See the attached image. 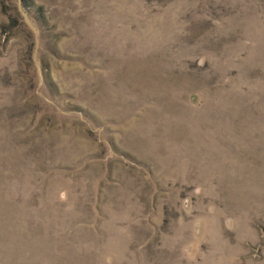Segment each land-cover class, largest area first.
<instances>
[{"label": "rangeland", "instance_id": "rangeland-1", "mask_svg": "<svg viewBox=\"0 0 264 264\" xmlns=\"http://www.w3.org/2000/svg\"><path fill=\"white\" fill-rule=\"evenodd\" d=\"M0 264H264V0H0Z\"/></svg>", "mask_w": 264, "mask_h": 264}]
</instances>
